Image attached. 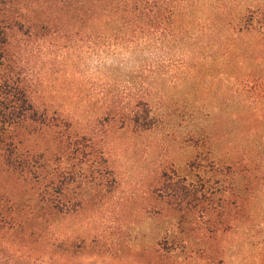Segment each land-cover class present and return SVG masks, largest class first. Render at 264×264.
I'll list each match as a JSON object with an SVG mask.
<instances>
[{"label": "rangeland", "instance_id": "374dc122", "mask_svg": "<svg viewBox=\"0 0 264 264\" xmlns=\"http://www.w3.org/2000/svg\"><path fill=\"white\" fill-rule=\"evenodd\" d=\"M257 6L264 10V0H200L182 36L187 43L165 49L168 59L144 84L141 66L129 52H113L106 36L68 30L13 42L32 75L33 98L86 138L48 166L65 195L53 218L32 192L0 176L17 220L45 236L42 248L13 247L9 264H208L213 256L220 264H264V49L253 37L231 40L220 22ZM139 98L149 112L146 130L127 122ZM166 181L201 191L196 224L212 231L205 241L216 250L200 260L189 250L163 252L180 237L182 216L194 228L189 205L166 198Z\"/></svg>", "mask_w": 264, "mask_h": 264}, {"label": "trees", "instance_id": "16d2710c", "mask_svg": "<svg viewBox=\"0 0 264 264\" xmlns=\"http://www.w3.org/2000/svg\"><path fill=\"white\" fill-rule=\"evenodd\" d=\"M199 1L0 0V176L32 192L35 206L53 218L62 213L60 205L65 195L55 190L60 177L49 171L48 166L65 154L75 153L72 150L74 142L86 138L73 131L67 116L49 110L33 98L32 75L13 52L12 44L16 39L43 40L68 30L81 35L87 32L106 36L113 52H129L131 58L127 60L141 66L142 74H146L142 75L144 84L156 75L155 63L168 59L165 49L187 43L182 36L193 26L189 20L197 11ZM211 8L214 12L222 11L221 6L215 4ZM220 22L231 40L238 36L253 37L255 45L264 49V38H261L264 37V10L261 7L252 10L249 7L239 18L221 19ZM194 24L196 29L201 28ZM131 51H139L140 57L133 60ZM156 53H160L159 56ZM144 106L147 107L143 98L134 101L127 120L129 125L141 126L142 130L149 128V112ZM140 109L143 116L139 114ZM168 183L162 185L166 198L179 205H189L184 211L194 215V228L183 226L184 212L180 208L182 217L177 225L180 237H173L169 245L166 242L163 252L175 254L189 250V258L200 260L216 250L207 247L205 241L212 231L202 230L199 222L196 224L204 215L196 210L201 191L188 192L184 185L172 187ZM14 206L8 193L0 189V264L12 261L9 253L17 245L31 242L37 248L45 246L44 234L17 220ZM78 207L74 204L67 212ZM186 231L197 234L196 242L182 237ZM50 246L58 247L53 242ZM208 264H220V261L213 256Z\"/></svg>", "mask_w": 264, "mask_h": 264}]
</instances>
